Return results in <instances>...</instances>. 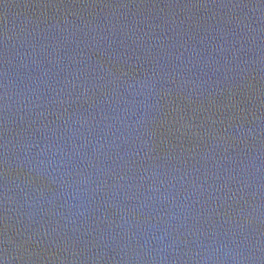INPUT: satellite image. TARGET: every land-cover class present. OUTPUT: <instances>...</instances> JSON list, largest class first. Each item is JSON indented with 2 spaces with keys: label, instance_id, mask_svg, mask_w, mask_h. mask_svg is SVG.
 Wrapping results in <instances>:
<instances>
[{
  "label": "water",
  "instance_id": "obj_1",
  "mask_svg": "<svg viewBox=\"0 0 264 264\" xmlns=\"http://www.w3.org/2000/svg\"><path fill=\"white\" fill-rule=\"evenodd\" d=\"M0 264H264V0H0Z\"/></svg>",
  "mask_w": 264,
  "mask_h": 264
}]
</instances>
